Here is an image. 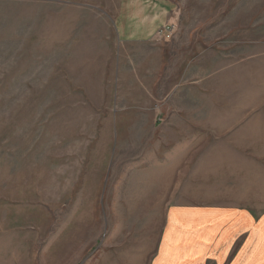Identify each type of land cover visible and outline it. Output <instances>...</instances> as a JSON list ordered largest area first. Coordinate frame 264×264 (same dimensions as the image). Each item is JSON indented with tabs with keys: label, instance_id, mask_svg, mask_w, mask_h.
I'll return each instance as SVG.
<instances>
[{
	"label": "rangeland",
	"instance_id": "rangeland-1",
	"mask_svg": "<svg viewBox=\"0 0 264 264\" xmlns=\"http://www.w3.org/2000/svg\"><path fill=\"white\" fill-rule=\"evenodd\" d=\"M139 1L170 39H122L138 0H0V264H156L176 205L264 216V0Z\"/></svg>",
	"mask_w": 264,
	"mask_h": 264
},
{
	"label": "crops",
	"instance_id": "crops-1",
	"mask_svg": "<svg viewBox=\"0 0 264 264\" xmlns=\"http://www.w3.org/2000/svg\"><path fill=\"white\" fill-rule=\"evenodd\" d=\"M136 5L119 21V34L125 41H149L165 26L163 11H149L139 0ZM168 230L156 264H264V216L257 221L237 209L176 205L169 211ZM207 230L212 233L204 234ZM242 232L244 244L233 251Z\"/></svg>",
	"mask_w": 264,
	"mask_h": 264
},
{
	"label": "built area",
	"instance_id": "built-area-1",
	"mask_svg": "<svg viewBox=\"0 0 264 264\" xmlns=\"http://www.w3.org/2000/svg\"><path fill=\"white\" fill-rule=\"evenodd\" d=\"M173 33H174V26L170 24L162 27L159 32V35H161V37L165 39H170Z\"/></svg>",
	"mask_w": 264,
	"mask_h": 264
}]
</instances>
